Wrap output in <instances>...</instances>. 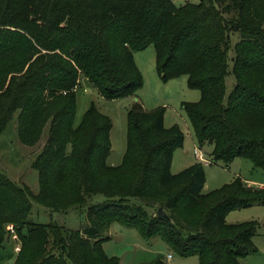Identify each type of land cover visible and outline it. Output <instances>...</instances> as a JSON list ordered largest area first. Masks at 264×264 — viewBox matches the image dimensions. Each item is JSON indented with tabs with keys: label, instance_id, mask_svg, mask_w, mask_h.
<instances>
[{
	"label": "trees",
	"instance_id": "obj_1",
	"mask_svg": "<svg viewBox=\"0 0 264 264\" xmlns=\"http://www.w3.org/2000/svg\"><path fill=\"white\" fill-rule=\"evenodd\" d=\"M150 46L165 82L187 76L200 92L182 109L199 145L213 146L211 165L245 158L264 172V0H0V136L17 112L25 146L49 126L32 165L38 194L0 172V251L12 225L21 245L14 264H120L104 251L113 223L148 241L160 237L199 264H241L258 251V222L226 218L263 205L264 187L237 177L205 193L201 162L173 174L185 135L165 126V107L128 111L127 151L116 167L107 164L111 119L92 104L76 123L81 82L108 100L135 95L144 78L134 54ZM95 195L106 200L89 204ZM33 203L53 212L88 206L89 223L80 230L37 223ZM148 264L168 262L159 255Z\"/></svg>",
	"mask_w": 264,
	"mask_h": 264
},
{
	"label": "rangeland",
	"instance_id": "obj_2",
	"mask_svg": "<svg viewBox=\"0 0 264 264\" xmlns=\"http://www.w3.org/2000/svg\"><path fill=\"white\" fill-rule=\"evenodd\" d=\"M193 1L196 2L197 0ZM237 41L238 37L235 35L232 41L233 47ZM134 56L144 78L143 88L135 95L108 100L103 98L97 89L84 80L76 92L77 124L82 121L92 104L113 122L111 132L112 152L107 159L109 166H120L124 161L128 145V111L135 105L139 104L143 108L153 110L166 104L165 107H168V113L165 126L169 128L178 124L185 133H188L190 125H185L187 117L181 107V102L193 101L195 95L200 97L199 91L188 87L187 76L175 78L168 82L162 79L156 67L154 46L136 52ZM229 57L232 69L234 49L230 51ZM234 85L235 78L230 73L227 77V95L231 93ZM18 115L19 112L15 114L14 119L0 136V172L6 174L13 182L21 186L27 185L34 194H38L40 190L39 172L32 165L46 144L49 126L45 127L41 140L37 145L33 147L25 146L19 139ZM191 142V139L187 138L184 150L177 151L172 172L182 171L189 165V162L186 164L182 161L181 156L185 152H191L194 155V146ZM208 157L212 161V157L210 158L209 155ZM205 170L208 176V185L211 189L230 183L236 176H240L247 181L264 183V172L245 158H237L229 165L224 163H217L212 166L205 165ZM105 200L106 198L103 195H95L89 201V204H96ZM31 219L41 224L56 223L68 230H80L89 223L88 206L74 208L68 212H53L37 203H33ZM226 220L227 223L258 222L259 225L253 237L258 251L241 262L242 264H264V204L232 211ZM9 231L10 235L5 247L0 251V264H14L18 254L15 250L18 241L14 238V235H17L14 227L13 231ZM103 237L110 238L104 246L105 253L110 257H117L120 264H148L159 255L165 256L168 251L166 243L160 237L149 241L145 240L136 229L120 223H113ZM171 253L174 259L169 261L170 264H199L198 256L181 257L172 251Z\"/></svg>",
	"mask_w": 264,
	"mask_h": 264
},
{
	"label": "crops",
	"instance_id": "obj_3",
	"mask_svg": "<svg viewBox=\"0 0 264 264\" xmlns=\"http://www.w3.org/2000/svg\"><path fill=\"white\" fill-rule=\"evenodd\" d=\"M134 58H135V56H134ZM136 61V60H135ZM136 64H137V62H136ZM138 66V65H137ZM194 98V97H193ZM196 98H198V99H196ZM199 98H201V94H200V97L199 96H196L195 95V99L193 100V101H183V102H181V107H182V104L183 103H185V102H198L200 99ZM196 100H198V101H196ZM165 106H167L166 104H163V107H165ZM166 108V113H165V120H166V116H167V113H168V107H165ZM146 111H151V110H149V109H147V108H144ZM154 110V109H153ZM187 117V116H186ZM165 120H164V123H165ZM175 125H178V124H175ZM185 125L186 126H189L190 125V128H191V131H190V128H189V131H187L188 133H185L184 131H183V129L181 128V130L183 131V133H184V135H185V141H184V146L181 148V149H178V150H176L175 152H174V155H173V162H172V168H173V166H174V162H175V156H176V153H177V151H179V150H184V148H185V146H186V143H187V138H190L191 139V143H192V145L194 146V155L193 154H191V152H185V154H182V156H181V159H182V161L183 162H185L186 164H188V162H189V165H187L186 166V168L187 167H189V166H191V165H193V164H195V163H198L199 162V160H198V158H197V156H196V154H195V150H197V152L199 153V152H201L203 155H204V157L210 162L209 164H204V166L206 165V166H212L211 165V160H209V157H208V155L210 156V158H211V153H212V150H213V146L212 145H209V146H207V147H205V146H200L199 145V143H198V141H197V139H196V137H195V134H194V132H193V128H192V126H191V123L189 122V120H188V118H186V121H185ZM174 126V125H173ZM172 127V126H171ZM172 168H171V170H172ZM184 170V169H183ZM181 171V170H180ZM180 171H178L177 173H179ZM173 174H176V173H174V172H172ZM205 173H206V170H205ZM237 177H240V176H236V178ZM235 178V179H236ZM240 178H242V177H240ZM243 179V178H242ZM244 180V179H243ZM248 185H250V186H259V187H262L263 185H264V183L262 182V183H258V182H254V181H247V180H244ZM232 182V181H231ZM221 187V186H220ZM220 187H216V188H214V189H217V188H220ZM214 189H211V187L208 185V176H207V173H206V185H205V189H204V192L205 193H208V192H210V191H212V190H214ZM229 224H238V223H229ZM154 239V238H153ZM152 240V239H151ZM253 243H254V241H253ZM106 244V243H105ZM105 244H104V246H105ZM167 245V244H166ZM255 245V244H254ZM256 246V245H255ZM167 247V249H168V251H167V254L165 255V258H166V260H167V262H168V264H170L169 263V261L170 260H173L174 259V256L172 255V253H171V249L168 247V246H166ZM257 248V247H256ZM173 252V251H172ZM169 255H172V259H168V256ZM241 264H242V262H241Z\"/></svg>",
	"mask_w": 264,
	"mask_h": 264
},
{
	"label": "built area",
	"instance_id": "obj_4",
	"mask_svg": "<svg viewBox=\"0 0 264 264\" xmlns=\"http://www.w3.org/2000/svg\"><path fill=\"white\" fill-rule=\"evenodd\" d=\"M195 154H196V156H197L199 162H201V163H203V164H209V163H210V162L204 157V155H203L201 152L198 153L197 150H195ZM8 228H9V230L13 231V226H12V225L8 226ZM14 238H15L16 240H18L17 235H14ZM15 250H16L17 253L20 252V250H21V245H20L19 242L17 243V246H16ZM168 259H172V255H169V256H168Z\"/></svg>",
	"mask_w": 264,
	"mask_h": 264
},
{
	"label": "water",
	"instance_id": "obj_5",
	"mask_svg": "<svg viewBox=\"0 0 264 264\" xmlns=\"http://www.w3.org/2000/svg\"><path fill=\"white\" fill-rule=\"evenodd\" d=\"M158 213L164 217H168V215L163 211V209H159Z\"/></svg>",
	"mask_w": 264,
	"mask_h": 264
}]
</instances>
